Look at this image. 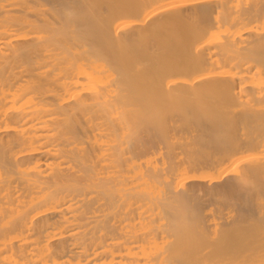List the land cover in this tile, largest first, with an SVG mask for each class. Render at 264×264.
Here are the masks:
<instances>
[{
    "label": "bare ground",
    "instance_id": "1",
    "mask_svg": "<svg viewBox=\"0 0 264 264\" xmlns=\"http://www.w3.org/2000/svg\"><path fill=\"white\" fill-rule=\"evenodd\" d=\"M0 264H264V0H0Z\"/></svg>",
    "mask_w": 264,
    "mask_h": 264
},
{
    "label": "rangeland",
    "instance_id": "2",
    "mask_svg": "<svg viewBox=\"0 0 264 264\" xmlns=\"http://www.w3.org/2000/svg\"><path fill=\"white\" fill-rule=\"evenodd\" d=\"M128 3H130V2L125 3L123 6H127V5H129Z\"/></svg>",
    "mask_w": 264,
    "mask_h": 264
}]
</instances>
